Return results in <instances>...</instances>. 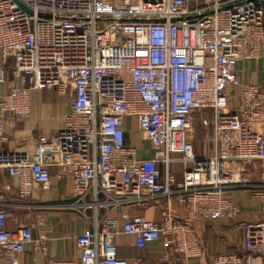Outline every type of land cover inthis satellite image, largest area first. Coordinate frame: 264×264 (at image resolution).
I'll return each instance as SVG.
<instances>
[{"label": "built area", "instance_id": "1", "mask_svg": "<svg viewBox=\"0 0 264 264\" xmlns=\"http://www.w3.org/2000/svg\"><path fill=\"white\" fill-rule=\"evenodd\" d=\"M263 56L264 0H0L1 80L8 60L16 61L0 96V171L17 180L22 201L33 185L49 187L50 167L71 178L73 205L84 215L93 210L91 229L74 237L81 264H130L117 255L120 233L136 247L159 243L167 255L155 264L200 258L191 221L221 218L243 233L246 253L264 259V181L252 180L248 166L262 164L264 180V89L242 83L238 70ZM40 88L68 95L65 127L39 135L36 156L2 149L5 129L30 113L31 91ZM127 119L152 158H139L130 144ZM196 120L210 130L209 154L194 150ZM175 164L184 166L180 180ZM235 188L261 202L260 221L239 220L240 206L228 196ZM146 196L174 198L191 221L171 212L154 222L123 214L119 228L97 216L99 203L126 206ZM6 218L0 207V250L19 264L30 226L11 233ZM33 250L47 255L40 241ZM205 257L246 264L236 253Z\"/></svg>", "mask_w": 264, "mask_h": 264}, {"label": "crops", "instance_id": "2", "mask_svg": "<svg viewBox=\"0 0 264 264\" xmlns=\"http://www.w3.org/2000/svg\"><path fill=\"white\" fill-rule=\"evenodd\" d=\"M4 69V79H0V96L6 94L9 82L14 78L11 68L16 64L14 59L8 60ZM239 77L242 83L255 82L264 89V56L258 60H246L238 65ZM235 104V103H234ZM30 113L14 120L13 126L5 129L4 141L1 148L10 152L18 151L36 156L38 153L39 135L51 137L58 130L65 127V117L70 110L68 95H62L56 88H40L31 91ZM197 115H201L198 112ZM130 144L133 143L131 134L139 135L134 119L126 120ZM199 123V122H198ZM199 125V124H198ZM201 128V127H200ZM207 134L210 136V130ZM208 138V137H207ZM133 145V144H132ZM194 145V139H193ZM199 154L200 148H196ZM139 158H152L153 152L138 150ZM202 153V152H201ZM200 153V154H201ZM199 154V155H200ZM206 154V153H202ZM176 165V164H175ZM178 165V164H177ZM254 172L252 180L263 182V165L252 163L248 165ZM49 187L41 189L33 185L30 196L22 201L17 196V180L9 178L7 173L0 171V207L7 216V230L14 232L18 228L30 226L31 241L25 245V253L19 256V264H49L52 259H66L73 264H81L80 251L75 245L74 237L85 229H91L93 210H86L82 214L79 207L73 205V186L69 176L63 175L57 167H50ZM181 174H175L176 179H181ZM9 185L10 190H4L3 185ZM228 196L240 206L242 222H258L262 219V204L251 196L249 190L244 188L232 189ZM101 199V198H100ZM138 204L117 205L105 208L97 204V216L102 223H116L120 228L123 214L128 216H142L150 221H160L166 213H173L183 221L189 220L188 214L179 206L176 200L166 199L162 196L149 197ZM197 230L203 256L200 258L173 259L172 264H208L206 254H240L246 259V264H264V259L259 256L249 255L243 244V233L234 227V221L228 219L192 220ZM41 242L47 250L46 256L34 253L35 242ZM117 255L126 259L130 264H155L167 255V251L157 242L136 247L135 238L131 235L120 233L114 240ZM0 264H9L6 254L0 250Z\"/></svg>", "mask_w": 264, "mask_h": 264}, {"label": "rangeland", "instance_id": "3", "mask_svg": "<svg viewBox=\"0 0 264 264\" xmlns=\"http://www.w3.org/2000/svg\"><path fill=\"white\" fill-rule=\"evenodd\" d=\"M200 127L203 128L200 125V122L198 123V121L196 120L192 126V131H191V135L193 136L194 139V145L196 146V148H200L199 154L201 152L209 154V152L211 151V145H209L206 141L208 139L207 137H209V135L207 134L209 131L202 130ZM130 137H132L133 140L132 144L135 148H137V150H141L143 152H146L147 149L150 150L149 143L143 141L140 135L135 136L131 134ZM194 150L196 149L194 148ZM171 167L174 174H180V172L184 170V166L182 164L171 165Z\"/></svg>", "mask_w": 264, "mask_h": 264}]
</instances>
